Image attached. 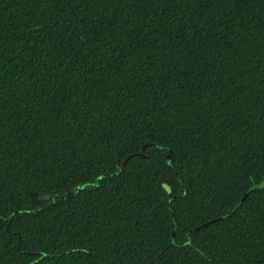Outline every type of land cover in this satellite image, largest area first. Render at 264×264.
Returning a JSON list of instances; mask_svg holds the SVG:
<instances>
[{
  "label": "trees",
  "instance_id": "16d2710c",
  "mask_svg": "<svg viewBox=\"0 0 264 264\" xmlns=\"http://www.w3.org/2000/svg\"><path fill=\"white\" fill-rule=\"evenodd\" d=\"M260 183L264 0H0V264H264Z\"/></svg>",
  "mask_w": 264,
  "mask_h": 264
},
{
  "label": "snow or ice",
  "instance_id": "6c2138e0",
  "mask_svg": "<svg viewBox=\"0 0 264 264\" xmlns=\"http://www.w3.org/2000/svg\"><path fill=\"white\" fill-rule=\"evenodd\" d=\"M141 148L144 149V150L152 149V150H155L157 152L159 150L158 142H157V140L155 138H149V139L143 141L141 143ZM170 157H171V153H169V159H170ZM95 179L96 180H100V179H102V177L97 176V177H95ZM169 180H170V173H167V174L166 173H162L160 175V179L157 181L158 186L163 190L164 193H170L172 191V188L169 186ZM80 186L81 187H93V188L98 187V185L95 184V183H91V184H81ZM255 186L256 187H259L261 189H264V183H260V184L255 185ZM245 191L247 192L248 190L246 189ZM41 195H42V193H41ZM164 198L166 199L167 197H164ZM175 235H176V233L173 232L172 233L173 239L175 238ZM172 242L173 241L170 240L169 241V244H171ZM184 243L185 244H188L189 243V241L187 240V238H185ZM33 251L36 252L37 260H33L32 261V264H38V260H42L43 257H44V255H45V253H43L39 249H33Z\"/></svg>",
  "mask_w": 264,
  "mask_h": 264
},
{
  "label": "rangeland",
  "instance_id": "374dc122",
  "mask_svg": "<svg viewBox=\"0 0 264 264\" xmlns=\"http://www.w3.org/2000/svg\"><path fill=\"white\" fill-rule=\"evenodd\" d=\"M73 192V190H71Z\"/></svg>",
  "mask_w": 264,
  "mask_h": 264
}]
</instances>
